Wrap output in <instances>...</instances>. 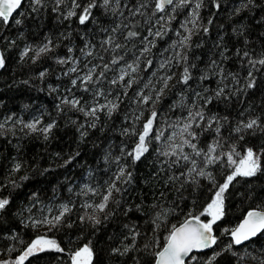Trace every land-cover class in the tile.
<instances>
[{
  "label": "trees",
  "instance_id": "trees-1",
  "mask_svg": "<svg viewBox=\"0 0 264 264\" xmlns=\"http://www.w3.org/2000/svg\"><path fill=\"white\" fill-rule=\"evenodd\" d=\"M77 2L83 4L87 0ZM138 2L120 0L119 8L113 3L115 13L97 7L93 9L95 20L81 25L77 18L79 8L75 9L77 16L66 18L73 10V0H62L59 6L56 0H42V6H35L36 11L32 0H23L7 24L0 20V52L5 56V67L0 70V125H3L0 128V199L9 200L0 211V262L14 261L33 240L43 236L55 240L65 251H45L29 257L24 264H71V254L84 245L93 251L92 264H153L152 253L163 248L171 225H179L189 214L200 215L210 203L216 185L222 184L232 171L224 163L203 165V157L183 145L184 154L196 161L197 168L211 172L215 183L199 176L195 184L184 182V177L169 181V177L179 176L192 167L191 160H182L177 166L172 164L176 157L160 154L182 143L181 129L188 122V112L203 111L204 122L192 130L198 134L194 142L204 152L217 140L223 145L218 151L227 152L235 145L241 155L247 147L264 146V132L243 133L244 139L240 140V134L234 131L238 123L253 118H259L264 124V67L257 65L259 71L251 69L248 58L243 57L245 51L256 59L264 55V0L250 3L219 0V9L213 0H203L197 10L196 27L187 23L196 0L174 10L168 6L164 13L155 16L152 15L155 0H146L145 14L132 18L138 26L121 27L112 34L122 47L102 52L99 44L107 34L101 29L127 23L119 15L124 12L128 16V9L123 5L134 7ZM160 16L164 20L157 23ZM15 19L21 23L16 24ZM185 24L191 30V37L181 46L188 35L182 27ZM205 27L207 32L203 31ZM150 29L164 34L150 35ZM128 30L139 35L125 39ZM48 42L51 50L39 58L30 51L21 59L26 47L38 50ZM86 44L95 47L89 49ZM145 47L149 48L148 52L143 51ZM89 50L92 56L85 55ZM177 52L187 59L177 57ZM99 55L105 61L122 58L119 65L111 66L114 71L107 73L108 79L118 75L121 67L131 72L127 68L129 64L136 71L131 74L135 82L129 89L105 81L102 90L106 94L111 90L106 98L96 97L82 88L72 89L71 95L80 98L85 106L105 104L108 100L119 103L111 116L100 111L99 118L94 120L70 105L61 104V99L70 95L71 79L77 75H65L68 69L76 66L79 74H83L87 71L86 64L91 67L103 62L98 59ZM68 57L77 63H58ZM185 67L191 75L187 85L180 82ZM250 70L256 78L253 88L246 87ZM42 72L44 76L40 75ZM169 75L172 76L169 86L156 103H138V92L155 97L153 89L161 87L160 78ZM221 88L224 93L216 97ZM123 92L127 95H122ZM195 93L211 97L212 102L206 104ZM116 96H120V101H116ZM154 111L157 117L146 137L148 152L133 163L128 153L135 149L144 124ZM213 117L217 122L208 128L207 121ZM37 120L40 121L38 129L55 124L48 139L41 131L24 126ZM16 164L21 166L18 171ZM122 167L126 169L124 178L127 173L132 174L131 181H117L120 191H113L107 207L100 211L96 205L102 202ZM65 206L69 211L56 227L33 226L34 221L59 215ZM258 209L264 210V174L238 177L225 193V215L213 225L217 237L213 247L217 251L227 248L231 242L230 231L249 211ZM161 212L164 215L156 227L153 220ZM86 216H94L100 223L88 220L82 223L80 218ZM201 219L206 221V216ZM133 228L139 233L135 240ZM146 244L150 246L147 250ZM126 246L131 249L126 254L113 251L123 252ZM232 251L244 256L239 264H260L264 260V235L245 245L234 246ZM206 253L211 255L212 249ZM217 264H237V257L225 251Z\"/></svg>",
  "mask_w": 264,
  "mask_h": 264
},
{
  "label": "snow or ice",
  "instance_id": "snow-or-ice-1",
  "mask_svg": "<svg viewBox=\"0 0 264 264\" xmlns=\"http://www.w3.org/2000/svg\"><path fill=\"white\" fill-rule=\"evenodd\" d=\"M62 2V0H56L57 5ZM250 3L251 0H248ZM34 5L33 11L38 10L35 6H42V0H32ZM115 3L117 8L120 7V0H87L86 3H78L77 0H73V10L67 13L66 18H70L72 16H77L75 9L79 8L80 13L78 15V20L81 25L86 24L90 20H95L93 15V9L97 7H103L105 11H112L115 13L116 9H113L111 5ZM203 0H196L194 5V10L192 15L194 17L193 20L188 21L187 23H191L194 27L197 26L196 20L198 19V11L202 6ZM213 3L217 9L220 7L219 0H213ZM192 4V0H155L154 11L152 15L155 16L157 13H164L168 6H173V10L175 7H183ZM22 0H0V20L3 23L7 24L10 18L13 17V13L16 12L17 9L21 8ZM123 7L128 9V16L124 15V12H120V17L123 20H127V23L118 24L111 29L101 30L105 32L106 38L100 41L99 47L102 52H108L110 49H120L122 45L116 41L114 33L120 31L121 27L124 29L135 28L138 25L132 22V18L137 15L143 16L145 14L144 10L148 7L146 0H139L138 4L134 7H129L128 4H124ZM22 14V13H18ZM164 17H158L157 23L159 21H163ZM211 20H209V24H211ZM16 24H20L21 20L15 19ZM154 26V25H153ZM185 27L186 31H188V35L183 38L181 41V46L185 45L187 41L191 37V30L187 29L186 24L182 25ZM204 32H207L208 29L205 27L203 29ZM123 34V33H121ZM149 34L160 37L164 33L161 30H156L152 32L149 30ZM139 33L137 31L128 30L126 33L125 39H130L137 37ZM144 39H147L146 37ZM151 44V41L148 42ZM50 42L45 43L40 46L38 50L32 49L30 47H26L21 53V59L25 56H28L30 51L35 52V58H39L41 54L46 53L51 50ZM95 46L86 44V48H93ZM72 49H69L71 52ZM83 51V50H82ZM144 52H148L149 48L145 47ZM239 54V52H238ZM86 56H92L93 53L91 50L85 53ZM223 55V54H222ZM176 56L182 60H186V56H181L180 52L176 53ZM243 57L248 58V64L251 69H255L259 71L257 65L264 67V55L260 58L256 59L250 56V54L245 51L243 53ZM98 59L103 61L102 63L94 64L91 67H88L86 64L85 67L87 71H84L83 74H79L80 70L76 67H70L68 72L65 75H70L72 73H77L74 79H71L72 88L68 89L70 93L69 96H65L61 99V104L70 105L72 108H75L81 112H84L85 116H90L94 120L98 119L97 113L100 111H106L109 116L119 107V103H114L112 100H108L105 104L97 103L95 106H85L82 104L80 98H76L74 95H71L72 89L82 88L84 92H92L96 97H105L107 95H111V90L106 94L103 90V83L107 81L109 85L120 86L124 89H129L132 87L135 82L131 78V74L136 71V67L129 64L127 65L128 69H131V72L125 70V68L121 67L119 74L116 75L112 79H108L107 73L110 71H114L111 67L112 65L120 64V57H114L110 61H105L103 55H99ZM77 63L73 61L71 57L66 59L58 60V63ZM91 63L90 61L88 62ZM215 63V62H213ZM152 61L149 60L147 62V66L150 67ZM5 67V56L3 52H0V68ZM163 67V66H162ZM41 76H44L45 73H41ZM127 78V79H126ZM172 79V76H164L160 78L161 87L154 88L155 97L152 95H145L143 91L138 92L136 95L138 97V103L147 104L150 101L154 104L156 103L160 97L163 95L164 90L168 88L169 81ZM191 79V75L189 73V69L187 67L184 68V72L181 77L182 83L185 85L188 84ZM256 86V78L253 75V71L248 72V83L246 85L247 88H253ZM147 87V85L145 86ZM224 93V89L221 88L219 91L215 93L216 97H220ZM122 95H127V92H123ZM197 97H200L199 93H195ZM205 103H211L212 98H204ZM116 101H120V96L115 97ZM59 107V106H58ZM193 107H195V102H193ZM157 117V113L154 111L151 114V117L147 119V122L144 124V132L139 135V142L136 145L135 149L128 153L129 156L132 157L133 163L141 159L144 153L148 152V147L146 144V137L149 134L151 126L153 125L154 120ZM188 122L183 125L181 129V135L184 137L182 139V143L180 145H175L172 147V150L162 151L160 154L163 156H173L176 157L175 160L172 161V164L179 166L180 162L191 160L192 167L188 168L187 172H181L179 176L169 177V181L179 180L181 177H184V182L189 184L196 183V176L205 177L208 180L215 183L214 178L211 172L205 171L203 168H197L196 161L187 154L183 152V145H187L190 147L196 156L203 157V165H216L218 163H224L227 166L231 167L232 171L230 174L226 176V179L222 184L216 185V191L211 199V202L206 205L204 210L200 213V215H191L183 221L179 226L173 224L168 232L166 237V244L163 246L162 250L155 251L152 253L154 257V264H217L218 258L222 256L223 252L228 251L232 252L233 256L237 257V264L244 259V256L240 255L238 252H234V246L245 245L246 242L253 240V238L258 235H264V211L259 210H251L247 213L246 217L236 227L234 230L230 231L231 242L228 244L227 248L222 251H217L213 246L216 245L217 237L213 234V225L216 224L218 220H220L225 215V193L229 190L230 185L235 181L238 177L240 178H251L257 176L258 173L264 174V146L257 148L247 147L244 149L243 155H241L236 150V146L232 145L230 150L227 152L218 151L219 148H222L223 145L219 140L215 143L211 144L207 151L204 152L201 149H198L197 144L194 142L197 140L198 134L192 129L195 127H200V124L204 122L205 117L202 110L189 111L188 112ZM217 122V118L213 117L212 119L207 121V127L211 128L213 123ZM40 123L39 120L25 124L26 128H29L32 131H41L44 134V138L48 139V133L51 132L52 128L55 127L54 123L48 124L43 128L38 129L37 125ZM92 126H95L94 124ZM3 125H0L2 128ZM256 130H260L264 132V124L261 123L259 118H253L247 121H241L237 124L234 131L239 135V139L243 140V133H251L255 134ZM216 132H219V128L216 129ZM186 134V136H185ZM83 135V133H82ZM160 135H163L162 133ZM160 135L156 136V139H160ZM171 139V137L169 138ZM20 164H16L15 168L18 171L20 169ZM125 168H120L118 174L115 176L112 183L109 185L107 192L102 197V202L96 205V208L100 211H103L112 196L113 191L119 192L120 189L116 187V182L123 179L125 183L131 181V173H127V177H125ZM195 173V175H193ZM26 179V177H25ZM181 188L184 187V183H181ZM9 204L8 199H0V211H3L6 206ZM91 207V205H89ZM69 209L65 206L64 210L57 216L51 219H43L39 221H34L33 226H50L56 227L61 223V220L66 212ZM164 213H157L155 220H153V224L156 227L160 226V220ZM206 216L210 217V219L202 220L201 217ZM81 222H85V220L91 221L94 224H99L100 220L94 216H86L80 218ZM132 239L135 240L136 236L139 235L138 232L133 228L132 230ZM228 231V230H226ZM150 246L144 245V248L147 250ZM212 249L211 255H208L205 250ZM55 250L57 252H64L65 250L59 246V244L52 239H48L46 237L40 236L33 240L23 251L21 255H19L11 264H24L25 260H27L31 256H35L39 253ZM131 249L129 247H125L123 252L120 249H114V252H118L120 254H126ZM194 253H200V255H196ZM93 251L91 247L88 245H84L83 247L77 249L71 254L72 264H92ZM255 259V257H253ZM0 264H10L9 261H2ZM139 264V262H137ZM260 264H264V260L260 261Z\"/></svg>",
  "mask_w": 264,
  "mask_h": 264
},
{
  "label": "water",
  "instance_id": "water-1",
  "mask_svg": "<svg viewBox=\"0 0 264 264\" xmlns=\"http://www.w3.org/2000/svg\"><path fill=\"white\" fill-rule=\"evenodd\" d=\"M22 1H23V0H22ZM17 10H18V9H17ZM17 10H16V12H17ZM16 12H14L13 15H14ZM0 70H1V68H0ZM258 210H259V211H264V210H260V209H258ZM246 215H247V214H246ZM246 215H245V217H246ZM245 217H244V218H245ZM244 218L239 222V224L242 223V221L244 220ZM186 219H187V218H186ZM181 223H183V222H181ZM181 223H180V224H181ZM180 224H179V225H180ZM239 224H238L236 227H238ZM179 225H177V226H179ZM236 227H235V228H236ZM235 228H234V229H235ZM234 229H233V230H234ZM213 234H214V231H213ZM230 237H231V236H230ZM255 238H256V237H255ZM255 238H253V239H255ZM231 239H232V238H231ZM248 242H249V241H248ZM246 243H247V242H246ZM246 243H245V244H246ZM165 244H166V243H165ZM165 244H164V245H165ZM240 246H242V245H240ZM237 247H239V246H237ZM161 250H162V249H161ZM210 250H211V249H206L205 252H209ZM194 254H200V253H194ZM153 264H154V262H153Z\"/></svg>",
  "mask_w": 264,
  "mask_h": 264
},
{
  "label": "rangeland",
  "instance_id": "rangeland-1",
  "mask_svg": "<svg viewBox=\"0 0 264 264\" xmlns=\"http://www.w3.org/2000/svg\"><path fill=\"white\" fill-rule=\"evenodd\" d=\"M192 14V13H191ZM191 20H193V15H190V18H189V20L188 21H191ZM189 25H192L191 23H188ZM211 202V201H210ZM207 219H210V217H206V220ZM10 264H11V262H10ZM72 264V263H71Z\"/></svg>",
  "mask_w": 264,
  "mask_h": 264
}]
</instances>
